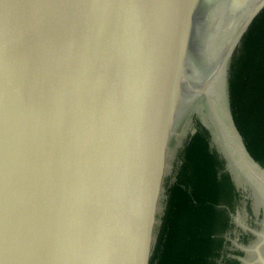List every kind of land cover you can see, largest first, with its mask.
I'll return each mask as SVG.
<instances>
[{
    "label": "water",
    "instance_id": "water-1",
    "mask_svg": "<svg viewBox=\"0 0 264 264\" xmlns=\"http://www.w3.org/2000/svg\"><path fill=\"white\" fill-rule=\"evenodd\" d=\"M263 8L0 0V264H149L166 149L200 97L201 124L264 190L227 83Z\"/></svg>",
    "mask_w": 264,
    "mask_h": 264
},
{
    "label": "trees",
    "instance_id": "trees-1",
    "mask_svg": "<svg viewBox=\"0 0 264 264\" xmlns=\"http://www.w3.org/2000/svg\"><path fill=\"white\" fill-rule=\"evenodd\" d=\"M228 101L250 155L264 166V8L253 19L228 66ZM177 180L168 189L165 216L149 264H211L217 225L220 163L200 127L185 145ZM225 180L226 177H223Z\"/></svg>",
    "mask_w": 264,
    "mask_h": 264
},
{
    "label": "flooded vegetation",
    "instance_id": "flooded-vegetation-1",
    "mask_svg": "<svg viewBox=\"0 0 264 264\" xmlns=\"http://www.w3.org/2000/svg\"><path fill=\"white\" fill-rule=\"evenodd\" d=\"M199 113L209 117L206 98H198L192 111L183 120L186 128L184 139L174 149L172 170L163 184L161 213L156 224L155 239L159 238L163 225L168 189L177 180L183 164L185 145L190 136L202 127L208 133L210 149L220 162L217 165L218 180L227 183V188L221 187L218 202L215 204L217 225L212 236L215 243L208 259L211 264H264L259 257L260 253L264 260V190L248 180L234 165L222 143L215 142V135L213 137L212 132L201 124ZM262 167L264 170V166Z\"/></svg>",
    "mask_w": 264,
    "mask_h": 264
},
{
    "label": "rangeland",
    "instance_id": "rangeland-1",
    "mask_svg": "<svg viewBox=\"0 0 264 264\" xmlns=\"http://www.w3.org/2000/svg\"><path fill=\"white\" fill-rule=\"evenodd\" d=\"M185 126L184 123H180L178 127H176L174 129V131L177 133L176 135H173L170 138L169 141V145L168 148L166 149V153L164 156V160H163V168H162V174H161V185H160V191H159V197H158V201H157V208H156V212H155V224H154V232H153V236H152V240L155 241V231H156V224L158 221V216L161 213V206L162 203L160 202V198L162 197V192H163V184L165 182V180L168 178V176L171 173L172 170V163L174 161V149H176L179 145H181V141L184 139V133H185Z\"/></svg>",
    "mask_w": 264,
    "mask_h": 264
}]
</instances>
